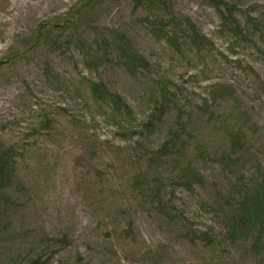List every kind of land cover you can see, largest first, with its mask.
Listing matches in <instances>:
<instances>
[{"label": "rangeland", "instance_id": "1", "mask_svg": "<svg viewBox=\"0 0 264 264\" xmlns=\"http://www.w3.org/2000/svg\"><path fill=\"white\" fill-rule=\"evenodd\" d=\"M0 158V264H264V0H0Z\"/></svg>", "mask_w": 264, "mask_h": 264}, {"label": "trees", "instance_id": "2", "mask_svg": "<svg viewBox=\"0 0 264 264\" xmlns=\"http://www.w3.org/2000/svg\"><path fill=\"white\" fill-rule=\"evenodd\" d=\"M123 51H125V46L122 47ZM102 89V88H101ZM95 90H98L97 87H95ZM103 92H105L104 89H102ZM120 100V99H119ZM118 99H114V103L116 104ZM4 159L0 158V172L4 168ZM1 178V177H0ZM250 200L244 199L237 210H235V216H234V223L235 228L232 229L233 232H237V227H243V230L248 231L249 227L256 225L258 218L261 216L262 211L264 210V203L257 201L253 203L252 208L249 206ZM264 216V214H263Z\"/></svg>", "mask_w": 264, "mask_h": 264}]
</instances>
